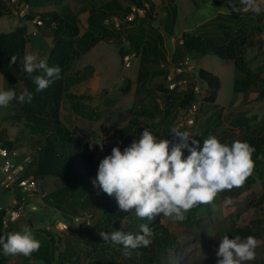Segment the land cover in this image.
<instances>
[{
  "label": "rangeland",
  "instance_id": "obj_1",
  "mask_svg": "<svg viewBox=\"0 0 264 264\" xmlns=\"http://www.w3.org/2000/svg\"><path fill=\"white\" fill-rule=\"evenodd\" d=\"M1 1L4 3L8 14L0 19V34L12 32L16 26H26L29 34L26 52L36 54L40 58H46L47 62L56 41L62 39L63 35L54 38L51 31L38 22L39 17L30 21L29 16L45 12L72 14L79 22L78 40H81L85 38L84 35L88 31L89 11L99 9L112 0H48L42 7H31L25 3V0ZM118 1L126 11L114 13V16H111L109 20V25H114L116 30L119 29L117 39L100 42L89 52L82 54L70 69L69 75L72 77L78 71L89 73L87 71L89 67H92L95 73L93 72L92 76L88 75L91 77L83 81L84 83L81 82L70 89V93L80 97L79 101L64 99L61 111V121L64 126L70 130L82 128L91 132L92 150H101V144L104 145L110 141L112 146L107 147V152L101 151L103 158L111 154L113 147L119 146L123 151L125 147L131 144L118 140L121 131L123 129L128 130L130 123L134 124L135 129L141 132L144 129H149L155 136L170 141L173 140L171 135H173L174 130L188 131L191 137L198 142L210 123L213 132L210 136H215L222 143L231 144L234 140H242L243 135L238 130L231 128L230 115L243 112L248 114V117L258 116L259 121L253 124L255 134L264 136V122L260 121L264 115V98L263 100L257 98L261 87L253 89L247 94H236L233 90L236 74V66L233 61L225 62L214 55L195 58L182 46L184 32L197 31L201 25L214 19L219 12L222 14L236 12L243 18H247L245 20H255V23L244 22L243 27L249 33V46L246 48L245 58L249 69L257 72V69L264 64V13L254 14L242 5L241 0H226L222 6L216 5L212 0H153L156 7L152 13V20H150L146 19V13L132 5L130 0ZM172 7L177 8L174 22L173 17L167 18L168 11ZM128 8L131 9V13H128ZM262 17L263 20L258 25L257 23ZM16 19L18 23H14ZM130 28H133L134 31L143 29L144 33L149 34L157 31L163 37V49L166 56L163 69L168 72L167 80L164 78L146 80L143 84H138L140 53L136 51L132 60V67H125L124 56L121 55V51L124 53L134 51L130 48L125 33ZM129 32L131 31L129 30ZM206 34H211V30L206 29ZM218 36L220 38L221 35L218 34ZM80 46L81 44H78V47ZM193 60H197V62L193 63ZM200 69L211 72L219 77L222 82L215 104L204 102V98L207 96V88L200 82ZM27 75L22 69L17 84L11 87L15 88L17 95L24 90L22 80ZM262 77L264 78V72ZM159 83H163L166 88L172 84L176 85L172 98L164 99L163 95L157 92L156 86ZM190 84L194 88H199L195 102L199 110L194 124H189L185 120V110H182L178 104ZM126 86L130 87V91H123ZM22 105L23 103L13 100L7 107L0 108V127L4 125L6 129L11 130L13 135H16L14 136L16 137L14 152L18 156L15 159L17 163L25 165L27 171L25 173L32 175L33 166L29 163L38 150L36 142L41 138L32 135L29 129L24 127L22 120L18 129L16 128L17 122H21L17 120L16 115H19ZM167 108L172 110L170 116L175 117L176 120H170V116L164 115ZM144 109H146V114L148 112L150 114L146 115ZM91 111L99 114L100 120L92 121L81 115V112L90 114ZM8 114H12L11 118H3ZM218 116L221 120H215ZM171 121L174 122L173 125ZM217 122L218 125H216ZM11 127L13 128L10 129ZM102 127L111 130V135L106 139L101 131ZM16 130L20 131L19 134H16ZM139 135L140 133L136 134L137 138ZM1 141L0 146H6V143L13 142L9 139ZM188 154L185 150L184 155L187 156ZM261 170L260 176L256 173L252 174L253 177L259 179L254 185L248 186L244 182L238 188L219 193L216 200L211 204L199 205L191 209L196 222L191 226L189 224L182 225L171 218L163 217L162 214L155 217L153 221L158 220L175 238L173 247L167 251L162 264H188L195 259L215 255L222 236L228 235L221 234L220 231L230 225L232 215L240 213L241 216L238 221L240 224L247 226L253 224L255 227L264 230V205H258V200L264 193V160L261 161ZM6 177L7 174L0 170V208L7 211L22 207V213L17 219H12L9 214H6L4 223L6 228L2 229L6 236L12 232L22 231L27 226L36 239L40 241V246L48 245L56 259L59 258L60 253L67 254L69 260L66 261L70 264H88L92 261L105 264L100 258L105 252L114 256L113 260L111 257L108 258L109 264H142L139 255L136 253L137 256L129 260L134 254L133 251L130 256H125L126 259H124L122 251H120L119 256L113 253V250H117V248H110L112 252L103 249L101 245L103 239L99 235L100 231L112 232L115 230L136 234L140 231L141 218H137L133 214L125 219L120 227H117L118 225L115 223L112 230L102 228L97 234L94 233L89 237L75 236L70 229L69 231H62L58 227L59 221L67 222L70 226H77L78 223H74L75 216L70 215L65 219L57 209L52 207L56 202L50 200L53 195L64 188L61 181L53 177L42 178L39 180L41 183L39 191L24 192L19 185L20 177L8 189L5 188L2 181ZM97 197V195L89 196L92 207L86 209L84 215L79 216L80 218L86 217L92 224H95L101 217L100 211L95 207V203L98 201ZM226 197L230 198L231 201L228 204L225 203ZM81 198L71 195L68 201H81ZM45 203L52 206L44 209ZM110 226L113 227V225ZM234 237L229 236L230 239ZM241 238L243 239V237ZM255 239L257 241L256 255L264 259V235L261 238L255 237ZM71 251H75L73 256L70 254ZM77 255L78 257H76ZM3 257L10 261L9 264H26L23 255ZM123 259L127 261L124 262ZM215 263L213 262V264ZM28 264L45 263L41 260H34ZM52 264H59V262L56 260Z\"/></svg>",
  "mask_w": 264,
  "mask_h": 264
},
{
  "label": "trees",
  "instance_id": "obj_2",
  "mask_svg": "<svg viewBox=\"0 0 264 264\" xmlns=\"http://www.w3.org/2000/svg\"><path fill=\"white\" fill-rule=\"evenodd\" d=\"M47 1L25 0V3L31 7H42ZM212 1L216 5L222 6L226 0ZM130 2L137 9L146 13V19L152 20V13L155 9V4L152 0H130ZM122 10L126 11L118 0L107 2L99 9H91L88 17V31L84 35L85 38L81 40H78L80 34L79 22L72 14L45 12L35 13L28 17L30 21L39 17L38 22L49 29L54 38L59 35H63V37L56 41L47 61L50 67H60V79L54 80L41 92L35 91L36 86L33 84L29 75L25 76L22 80L24 90L26 89L33 94V100L31 103H23L20 108L21 117L25 120L26 127L30 133L41 139L36 142L38 150L29 163L33 166L32 175L25 173L27 171L24 168L21 177L23 179L31 177L32 179L39 180L46 177H53L61 181L64 184V188L59 193L53 195L50 200L56 202L53 208L57 209L65 219L70 215L75 217L84 215L85 210L92 207L89 196H98L95 207L101 213L100 219L95 224H92L89 219L83 216V220L79 225L70 226L72 234L79 237L92 236L94 233L97 234L102 228L112 230L114 229L115 223L118 225L117 227H120L125 219L133 215L132 212H122L119 210L114 197L100 192L92 184V180L95 179L97 174L99 162L103 159L101 157L103 152L101 151L107 152V147L112 146L110 141L104 143L103 150H92L91 132L82 128L70 130L61 121L64 99L68 98L76 101L80 99L77 95L70 93V89L74 85L89 79L94 72L92 67H89L87 69L89 73L78 71L72 77L69 75L70 69L82 54L89 52L100 42L117 39L119 29L116 30L114 25L108 26L105 22L108 19L110 20V17H113L114 13ZM127 11L131 13L130 8ZM176 13V7H172L168 11L169 17H173V22ZM7 14L6 7L0 0V19ZM245 19L247 18H243L242 15L236 12L231 14L220 13L208 23L201 25L197 31L184 32L182 35V46L195 58L214 55L225 62L233 61L236 66V74L233 82L234 92L236 94H247L251 90L261 87L257 98L258 100H263L264 78L262 75L264 72V64L257 69V72L250 70L248 67L245 51L247 46H249V33L243 27L244 22L246 23L248 21ZM261 20H263V17L257 23L258 25ZM248 22L255 23V20ZM206 29L211 30V34H206ZM125 33L126 38L130 42V48L139 52L141 55V70L148 71L147 73L152 78L162 76L167 80L168 72L162 67L166 62L165 51L161 47L163 37L157 31L149 34L144 33L143 29L134 31L133 28H130ZM218 34L221 35L220 38ZM28 43L29 34L26 26H16L12 32L0 34V73L4 76L7 86H15L18 82L22 70L23 56L26 53ZM78 44H81V46L78 47ZM124 54L121 51V55L124 56ZM14 55L17 57V60L15 64H11V57ZM141 70L140 74H142ZM41 74L40 72H34L32 75ZM88 75L91 76L89 77ZM199 78L200 82L207 88V96L204 98V102L206 104H215L222 87L220 78L205 69H200ZM128 89V87H125L123 91ZM157 91L163 95L164 99L172 98L173 91L166 88L164 84L159 85ZM194 102H196V94L194 92V86L190 84L188 85L187 92L179 100L178 104L182 110H185ZM143 111L146 114V109ZM171 113L172 110L167 108L164 115L169 116ZM81 115L92 121L100 120V115L94 111H91L90 114L81 112ZM230 117L229 123L231 128L238 130L243 135L241 141H246L254 149L252 153L254 166L251 175L245 181L246 185L252 186L259 180L253 177L252 174L256 173L260 176L262 173L261 161L264 160V136L256 135L253 125L254 122L259 121V118L258 116L248 117V114L243 112L232 113ZM170 120L176 119L170 116ZM215 120L221 119L218 116ZM260 121L264 122V115ZM171 124L173 125L174 122L171 121ZM211 124H213L212 121ZM218 124L217 122L216 125ZM211 126L209 123L203 132L201 140L199 141L200 148L203 146L204 139H207L213 133ZM101 131L105 139L111 135L109 128L102 127ZM138 133H141V131L135 129L134 124L130 123L128 130L123 129L121 131L118 140L132 143L137 138L136 134ZM6 145L8 146L7 149H14L13 142H8ZM64 191L65 194H63ZM71 195L74 197H82L81 201H68ZM258 205H264V193L259 198ZM5 216L6 211L0 208V235L6 237L5 231H2ZM240 216V213L232 215L230 225L221 230L220 233L243 238L250 235L259 238L263 237V229H259L253 224L250 226L240 224L238 222ZM145 223L149 225L153 233L151 243L147 247L133 250L134 254L129 260L139 255L142 264H162L167 251L173 247L175 238L158 220L149 221L147 218H144L142 219V224ZM179 223L182 225H193L196 223L194 213L188 211L186 218ZM110 225H113V227ZM101 245L106 251H111L110 248H117V250H113V253L118 256L120 255V251H122V245H117L112 242L106 243L103 240ZM70 254L73 256L75 251H71ZM109 257L113 260L114 256L106 252L100 256L105 264H109ZM23 259L26 264L34 260H41L45 264H52L56 260H58L59 264H70L66 261L68 259L67 254L60 253L59 258L56 259L52 255L51 248L48 245L40 246L38 251L32 253L30 257L23 256ZM124 259H126L125 256ZM126 261L124 260V262ZM216 261L217 257L215 254L207 258L195 259L188 264H213ZM9 262L7 258L0 255V264H9ZM88 264H100V262L92 261ZM248 264H264V259L256 255L255 260L248 262Z\"/></svg>",
  "mask_w": 264,
  "mask_h": 264
},
{
  "label": "clouds",
  "instance_id": "obj_3",
  "mask_svg": "<svg viewBox=\"0 0 264 264\" xmlns=\"http://www.w3.org/2000/svg\"><path fill=\"white\" fill-rule=\"evenodd\" d=\"M241 3L256 15L264 13V0H241ZM16 60L12 56L11 64ZM21 66L31 77L36 92L60 79V67H50L46 58L36 54L26 52ZM34 72L42 74L32 75ZM13 100L31 103L33 94L26 89L19 95L15 88L0 90V108ZM171 136L170 141L144 129L123 151L119 146L113 147L111 154L99 162L93 187L114 197L119 210L132 212L137 218L152 221L162 214L181 222L188 211L211 204L219 193L242 186L251 175L254 149L246 141L234 140L229 144L209 136L200 148L188 131L174 130ZM230 202L226 197L225 203ZM99 235L106 243L122 245V253L127 257L133 250L149 246L153 233L145 223L136 234L115 230L100 231ZM256 246L254 236L230 239L224 235L216 250V264H248L256 258ZM39 248L40 241L27 226L6 237L0 235V255L30 257Z\"/></svg>",
  "mask_w": 264,
  "mask_h": 264
},
{
  "label": "built area",
  "instance_id": "obj_4",
  "mask_svg": "<svg viewBox=\"0 0 264 264\" xmlns=\"http://www.w3.org/2000/svg\"><path fill=\"white\" fill-rule=\"evenodd\" d=\"M107 25L110 24L109 19L105 22ZM135 51L129 52L126 55H124V65L126 68H130L133 65L132 60L134 59ZM163 67V66H162ZM170 90H174L176 88V85L172 84L168 86ZM195 94L199 92V88H194ZM198 107L196 103L190 105L187 109H185V120L189 124H194L197 113H198ZM2 160V162H1ZM3 163V164H2ZM25 165L22 163H17L16 159L12 158L11 151L7 148L0 147V170H2L4 173L7 174V177L5 180L2 181V184H4L5 188H9L13 182L17 181L24 170ZM20 187L23 189L24 192H37L40 190L41 183L39 182V179H32L31 177L28 178H21L20 179ZM17 206V205H15ZM4 209V208H3ZM35 209V208H34ZM5 210V209H4ZM22 213V207H19L17 210H7L6 214H9L12 219H17L20 217V214ZM82 218L75 217L74 223H78V225L82 222ZM5 223V221H4ZM90 224V222H88ZM62 231H69L70 225L64 221L59 222L58 226Z\"/></svg>",
  "mask_w": 264,
  "mask_h": 264
},
{
  "label": "crops",
  "instance_id": "obj_5",
  "mask_svg": "<svg viewBox=\"0 0 264 264\" xmlns=\"http://www.w3.org/2000/svg\"><path fill=\"white\" fill-rule=\"evenodd\" d=\"M152 2H154L153 0H152ZM155 4V3H154ZM155 7H156V5H155ZM155 10V9H154ZM221 12H219L217 15H215V17L216 16H218L219 14H220ZM89 17V16H88ZM167 18H169V14H168V17ZM88 20V19H87ZM14 23H18V20L16 19L15 20V22ZM15 25V24H14ZM17 25V24H16ZM87 27H88V24H87ZM171 27H172V25H171ZM170 27V28H171ZM167 28V27H166ZM172 33V32H171ZM129 44H130V42H129ZM161 47H163V43L161 44ZM164 50V49H163ZM124 52V51H123ZM125 53H127V52H125ZM194 61V60H193ZM192 61V62H193ZM140 70H141V55H140V63H139V71H138V76H137V83L138 84H143L146 80H154V79H163L164 77H156V78H152V76H150L147 72L148 71H143V70H141L142 71V74H140ZM95 73V72H94ZM159 82H161V81H159ZM82 83H84V82H82ZM161 84H163V83H159V84H157V86H156V89H157V87L159 86V85H161ZM78 85V84H77ZM75 86V85H74ZM12 86H7V84H6V82H5V78H4V76L0 73V90H8L9 88H11ZM127 87V86H126ZM73 88V87H72ZM129 89L128 90H126V92H128V91H130V87H128ZM158 92V91H157ZM159 93V92H158ZM136 94H137V91H136ZM8 112V111H7ZM149 113V112H148ZM165 113V112H164ZM150 114V113H149ZM10 116H12V114H8V115H6L5 117H3V118H9ZM170 116V115H169ZM16 117H17V120L19 121H24V123H22V121L21 122H17V124H16V128L18 129V126H19V124L20 123H22V124H24V127L25 128H27L26 127V122H25V120L21 117V112L19 113V115L17 114L16 115ZM11 118V117H10ZM170 118V117H169ZM13 127H11L10 129H12ZM16 134H19V132L20 131H18V130H16ZM14 136H16V135H13L12 133H11V130H9L8 128L6 129V127L3 125V126H1L0 127V142H2L1 140H8L9 139V141H13V143H14V145L16 144V137H14ZM9 137V138H8ZM12 137H14L13 139H11ZM0 147H3V148H7L8 146L6 145V146H0ZM9 150V149H8ZM11 151V156L15 159L18 155H17V153H15L14 152V149L13 150H10ZM21 174H23V171H22V173ZM22 175H20V178H22L21 177ZM0 185H1V183H0ZM6 191V190H5ZM8 192V191H7ZM12 195V194H11ZM46 198V197H45ZM11 202H12V200H11ZM43 203H44V201H43ZM50 206H52L51 204H49V203H45L44 204V209L45 208H49ZM53 207V206H52ZM55 209V208H54ZM5 221V220H4ZM3 228H6L4 225H3Z\"/></svg>",
  "mask_w": 264,
  "mask_h": 264
},
{
  "label": "water",
  "instance_id": "obj_6",
  "mask_svg": "<svg viewBox=\"0 0 264 264\" xmlns=\"http://www.w3.org/2000/svg\"><path fill=\"white\" fill-rule=\"evenodd\" d=\"M196 62H197V60H194V61H193V63H196Z\"/></svg>",
  "mask_w": 264,
  "mask_h": 264
}]
</instances>
